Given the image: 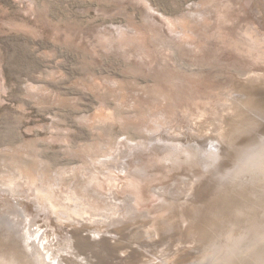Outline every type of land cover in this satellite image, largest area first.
<instances>
[{
    "label": "rangeland",
    "instance_id": "obj_1",
    "mask_svg": "<svg viewBox=\"0 0 264 264\" xmlns=\"http://www.w3.org/2000/svg\"><path fill=\"white\" fill-rule=\"evenodd\" d=\"M0 251L264 264V0H0Z\"/></svg>",
    "mask_w": 264,
    "mask_h": 264
},
{
    "label": "bare ground",
    "instance_id": "obj_2",
    "mask_svg": "<svg viewBox=\"0 0 264 264\" xmlns=\"http://www.w3.org/2000/svg\"><path fill=\"white\" fill-rule=\"evenodd\" d=\"M2 239V238H1ZM9 239V238H8ZM4 241V240H3ZM10 255V254H9ZM6 260V261H5ZM15 261V260H14ZM14 261H12L11 257L9 259L8 255L5 252L0 251V264H16ZM9 262V263H8ZM13 262V263H12ZM25 261H23L24 263ZM22 263V262H21ZM27 264V263H26ZM226 264V263H225Z\"/></svg>",
    "mask_w": 264,
    "mask_h": 264
}]
</instances>
